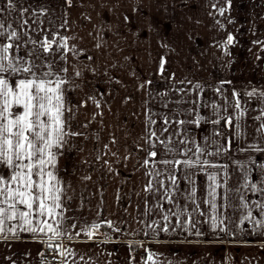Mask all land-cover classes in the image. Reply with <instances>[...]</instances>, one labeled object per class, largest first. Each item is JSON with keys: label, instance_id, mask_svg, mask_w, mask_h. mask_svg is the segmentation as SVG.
Returning <instances> with one entry per match:
<instances>
[{"label": "crops", "instance_id": "crops-1", "mask_svg": "<svg viewBox=\"0 0 264 264\" xmlns=\"http://www.w3.org/2000/svg\"><path fill=\"white\" fill-rule=\"evenodd\" d=\"M13 2L18 6L15 11L10 8L8 0H0V19L5 22L19 27L21 10H29L25 14L28 19L26 34L19 42L20 48L15 52L17 56H21L22 50L25 58H35L28 56L29 52L41 58H90L91 63H100L105 78L115 67L113 59L120 58L121 54L126 53V60L130 64L126 74L128 86L126 89H113L117 102L109 104L111 106L106 104V118H98L95 114L89 118L71 120L72 131L84 133V136L73 138L75 145L70 146L59 160V174L70 186L68 195L73 196L66 212L69 220L65 223V230L72 234V239L65 236L56 241L74 252L75 255L69 257V264L73 260L75 264H153L148 259L150 255L154 264H264V228L254 226L256 220L264 221V210L257 207L258 203H264V193L253 192L239 183L236 185L238 180L244 183L240 178H232L236 172L238 175L246 169L245 172H248L254 163L251 160L264 159V135L238 136L235 143L251 144L240 146V150L233 152V155L229 150L219 155L200 157L201 160L207 159L225 166L223 168L181 167L175 172V187L168 180V174L173 171L171 165L167 166V172L164 165L156 166L163 173L161 176L153 178L146 175L148 169L143 166V160L147 158V151L140 150L141 147L148 148L145 138L151 131H155L160 140H171L177 149L175 158L180 160H195L197 147L216 153L218 147L226 145L228 136H200L196 133L194 128L197 126L192 120L196 110L193 107L187 110V117L182 115L180 120H172L171 111L163 107V94L171 87L164 84L182 79L197 83L193 86L200 87L192 90L206 88L207 101L213 99L214 103V95L226 94L224 85L221 89V83L225 84L226 80L232 82L234 79L236 83H241L251 77L263 78L262 71H255L252 75L240 71L232 73L231 67L233 58L234 63L239 58H246L248 62H256L258 57L264 58L262 44L256 43L264 42V0ZM222 8L225 9L223 15L220 14ZM110 15L128 16V23L120 28V18L113 19ZM38 16H41L39 21L36 20ZM138 16H143L138 19L143 30H137L142 32L143 39L134 45L130 43V39L134 40L131 31H135L131 24ZM171 30L175 32L168 36ZM229 34L234 37V43L228 45L226 54L223 45ZM45 38L55 39L52 52L41 54L39 50H32L40 48L38 43L33 44L32 41L39 42ZM61 38L67 39L72 51L65 52L59 47ZM133 45L138 47L135 58L132 57L134 53L129 51ZM151 58L157 59L156 62L158 58H165L167 73L173 70L171 73L174 75L164 72L160 75L159 68L152 71ZM168 58L173 62V69ZM136 64L141 65L146 79L155 76L173 80L161 79L164 83L160 82L162 84L158 87L145 86V83L134 86L139 79ZM81 68L89 69L86 64ZM98 68L92 69L89 74L87 70L80 72L86 74L84 77L91 84L104 78L99 79ZM89 89L82 91L91 96L93 91ZM110 92L109 88L104 91L105 94ZM225 107L229 109L226 104ZM112 112L115 114L111 115ZM124 114L128 116L126 120L121 117ZM163 116L169 119H161ZM208 117L213 118L211 110ZM86 124L88 127H84ZM113 139L118 143L112 144ZM77 148L81 150L77 151ZM156 150L163 154L164 145L157 142ZM112 152H118V155L113 156ZM180 152L186 154L180 155ZM97 156L101 158L96 159ZM160 158L163 156L157 159ZM232 158H239L234 169H231L235 165ZM185 172L190 175L186 176ZM209 174H218L221 181L215 209L209 204ZM86 176L91 178L86 180ZM150 179H154V189L146 192L145 187ZM162 179L172 193L171 202L165 199L164 189L159 186L158 181ZM261 181V177H257L255 183ZM245 202L247 208L243 206ZM247 212L252 213V219L241 223ZM165 216L168 217L167 221L164 220ZM189 217L191 223H185ZM212 217L217 218L216 223L223 220L226 230L213 229ZM177 219L180 223H177ZM83 220L89 224L110 220L119 231L102 224L93 240L84 235L75 236L78 229H72L70 224ZM165 226L167 231L163 230ZM108 229L113 230L114 234L109 235ZM253 229L255 232H252ZM47 239L28 232H18L16 237L8 235L7 239L0 237V264H63V258L58 254L52 262L42 260L41 250ZM240 239L242 241H238ZM235 242L244 245L236 249ZM248 243L253 247H249ZM258 244L262 245L256 247Z\"/></svg>", "mask_w": 264, "mask_h": 264}, {"label": "snow or ice", "instance_id": "snow-or-ice-1", "mask_svg": "<svg viewBox=\"0 0 264 264\" xmlns=\"http://www.w3.org/2000/svg\"><path fill=\"white\" fill-rule=\"evenodd\" d=\"M8 4L13 11L16 10L13 0H8ZM28 11L27 8L21 10L19 27L0 19V237L4 239H7L8 235L16 237L18 232L47 237L46 247L61 256L63 264H69V257H73L74 252L66 245L56 243L65 236L72 239V234L65 230V223L69 220L66 212L73 196L68 195L70 186L59 174V160L70 146L75 145L73 138L84 136V133L72 131L73 106L66 99L68 91L66 85L70 84L71 80L60 74L61 72L67 73L68 69L55 71L54 61L38 63L41 57L34 52L28 53L30 57L35 56L32 60H26L24 56L15 54L20 48L19 42L26 34L28 19L25 14ZM224 11L225 9H220V14L223 15ZM32 43H38L44 53H50L56 41L54 38H45L43 41H32ZM232 43H234V37L229 34L223 45L226 54L228 45ZM256 43H261L264 48V42L257 41ZM59 47L65 52L72 51L68 47L66 38H61ZM160 67L163 71V60ZM74 75L79 77L81 72L75 71ZM196 87L200 86L196 85ZM233 95L237 94L234 92ZM257 95L264 97V90L259 93L256 90L248 92L249 97ZM89 100L97 108L101 107L100 102L94 97H89ZM236 107L240 108L239 100L236 102ZM239 115L242 117L244 112L240 111ZM195 123L199 124V120ZM226 124L233 126V120L227 119ZM259 130L264 131V122L261 123ZM218 135L222 134L218 133ZM111 142L112 144L118 143L115 139ZM157 142L164 145L163 154L156 150ZM145 143L148 148L141 147L140 150L147 151V158L143 160V166L148 169L146 175L153 178L161 176L163 173L156 166L164 165V171L167 172V166L171 165L173 171L168 174V180L173 187L177 185L175 172L181 167L183 169H193L197 166L205 169L225 167L207 159L201 160L200 157L219 155L221 152H228L231 147V140L224 147H218L216 153H209L205 148L197 147L194 153L197 157L195 160L191 158L180 160L175 158L177 149L172 141L160 140L155 131L150 132L145 138ZM104 147L108 148V145ZM111 154L117 156L118 152ZM179 154L185 155L186 153L180 152ZM161 155L163 158L157 159ZM168 156L172 158L169 159ZM100 158V156L96 157V159ZM105 163L107 164L108 161ZM261 167L264 168V165ZM185 175L190 174L185 172ZM90 178V176L84 177L86 180ZM208 179L211 181L209 204L215 209L217 189L221 187V181L218 179V174H209ZM158 183L160 188L164 189L165 199L171 202L172 193L165 187V181L162 179ZM243 186L250 188L253 192L264 193V187L258 188L257 184L254 181L250 182L247 177H245ZM153 189L154 179H150L145 191L152 192ZM156 190L159 191V189ZM243 199L241 196V200ZM243 206L247 208V202ZM257 207L264 210V203H258ZM216 219L212 217L213 229L219 228L220 231H225L224 221L220 220L216 223ZM251 219L252 213L247 212L241 223ZM164 220L167 221L168 217L165 216ZM184 222L190 224L191 218L189 217ZM177 223H180L179 219ZM102 224L114 228L110 220L91 224L83 220L70 224V227L78 229L74 233L75 236L84 235L89 240H93ZM254 226L257 229L264 228V221L256 220ZM114 230L119 231L115 228ZM163 230L167 231V226ZM197 235L200 233L197 232ZM148 259L154 264L151 255ZM72 264H75L74 260Z\"/></svg>", "mask_w": 264, "mask_h": 264}, {"label": "rangeland", "instance_id": "rangeland-1", "mask_svg": "<svg viewBox=\"0 0 264 264\" xmlns=\"http://www.w3.org/2000/svg\"><path fill=\"white\" fill-rule=\"evenodd\" d=\"M18 1L27 3L30 0H18ZM15 7H18L17 4H15ZM111 17L113 19L120 18V20H118V22L119 21L122 22L120 23V28L121 26H125L128 23L126 22V18H128V16H118L117 17L116 15H110V18ZM40 18L41 16L37 18L36 20L39 21ZM136 18H137L136 19L137 21L134 20L131 24L132 26L135 27L134 28L135 31L134 32L131 31L132 35L134 36L133 37L134 40L130 39V43L132 44L134 43V45L140 43V41H142L143 39L142 32L141 33L137 32L139 28L141 31L143 30L141 23L138 21V19L143 18V16H138ZM107 19H108V16H107ZM174 32H175L174 30H171V31H168L167 34L168 36L173 35ZM134 45L133 47L129 49V51L132 54L134 53L132 57L135 58L138 52V47L137 45L136 47ZM32 50L34 51L39 50L41 54H45L41 47L39 49L32 48ZM132 54H130L129 56H131ZM23 55L25 57V52L21 50V56ZM25 59L32 60L34 58H25ZM78 59L79 58H41L38 61V63L44 64L46 62L54 61L53 69L55 71H59L63 68L68 69L67 73L61 72L60 74L66 76L67 78L71 80V83L66 85V88L68 89V91L66 92V99L70 101L71 105L73 106L72 115L74 116V118L72 120H80L84 118H89L95 114L97 115L98 118H103V117L106 118V113H108L105 107L106 104L109 105V104H112V102L113 103L117 102L113 89L118 88V87L126 89L128 86L127 85L128 75L126 76V74L129 71L128 67H130L129 66L130 64L126 60V53L123 55L121 54L120 58L113 59L114 60L113 64L115 67L107 78H105L103 74L101 73V70H100L101 65L99 62L91 63L90 58H83L81 60H78ZM158 59L160 62L159 61L156 62L157 59L151 58L152 71L159 68L160 75L163 74L164 72L167 75L172 74L173 76L174 73H171L173 70L167 73L168 64L165 62V58H158ZM162 60L164 61L163 71H161V67H160ZM168 60L170 62L171 58H168ZM83 64L84 65L86 64V67H88L90 70L81 68ZM169 64L172 66V69H173V65H172L173 62H170ZM96 67H99L98 69L100 70L99 79L103 77L104 78L94 83H91L93 85L90 84V82L88 81L89 79H86L84 77L86 76L85 73L81 72V76L79 77H76L74 75L75 71H78V70L79 71L87 70V74H89L92 71V69H95ZM231 68H232L231 69L232 73H237L238 71H240V72H245L246 74L251 73L252 75L254 74L255 71L257 72L262 71V75H264V58H257L256 62H248L246 58H239L236 63H234V58H233ZM136 70L139 73L138 75L139 79L136 80V84H134V86H142L144 83H145V86L146 85L147 86L151 85L153 87L161 86L162 83L160 82H163V81H160V80L164 78H155L154 76L150 79L148 78L146 79V77H144L142 67L139 64H136ZM165 80L172 81L173 79L170 80L169 78H167V79H164V81ZM178 81L179 82H174L173 80L172 81L173 83L165 82L164 84L166 85L165 87H171V89H168L166 94H163L164 96L163 97L164 99L163 107L171 111L172 120H180L181 118H183L184 115L187 117V110H190L191 107L195 108L196 113L195 112L193 113L192 120L194 122L199 120V124L195 123V126H197L196 128H194L197 130L196 133H198L200 136L206 135V134L218 135V133L228 136V141H229V138L231 140V147L229 150H231L232 155H233V152H237L238 150H240L239 149L241 148L240 146L245 147L251 144V143L239 144V142L235 143L236 138H239L238 136L246 135L247 137H251L252 135H256V136L264 135V131L259 130L261 123L264 122V115H262V113H264V97H260L258 95L252 96V97L248 96V92L250 91L256 90V92L259 93L260 91L264 90V77L261 79L252 78V77L247 78V80H244L241 83H236L237 81H235L234 79L232 80V82L231 80L230 81L226 80L225 84L221 83L222 87L220 86L221 89H223L224 86L227 88L226 94L224 92V95L222 94L214 95V103H213V99L212 100L209 99V101H207V98L209 97L206 96V92H207L205 90L206 88L199 89L198 91L197 90L193 91L192 89L196 88L193 85L197 83H190L189 81L185 79L178 80ZM199 81H202V80L199 79ZM89 87H91L90 89L93 91V94L91 96H88L87 94L85 95V93H83V91H87ZM106 88H109L112 92H110V94H105L104 91H106ZM99 89L101 92H99ZM221 89H216V91H219V90L221 91ZM79 90L81 91L79 92ZM73 92L74 94H72ZM234 92L237 94L236 96L233 95ZM89 97H94L96 100H98L100 102L101 107L97 108L96 105L91 100H89ZM237 100H239L240 102L239 109H237L236 107ZM81 104H83V106H81ZM89 104H90V107H89ZM225 104L228 106L229 109L225 107ZM81 108L84 110H82ZM181 110H184V112L182 113ZM209 110H211L213 118L208 117ZM222 110L224 111V113H222ZM240 111L244 112V115L242 117L239 115ZM114 114L115 112L111 113V115H114ZM121 117L125 120L128 118L127 114L126 115L124 114V116H121ZM164 117L169 119L166 116L161 117V119ZM227 119L233 120V126H229L226 124ZM217 121H219V123H217ZM239 158L231 159L232 163L235 164L231 167V169H234L237 166L236 163L238 162ZM255 161L254 160L250 161L254 163L251 167L248 168V172H245L247 171V169L244 171V173L239 174V175L236 172L235 175L232 174V178H235V177L240 178L242 183H245V177H247L250 182L252 181L255 182L257 177L259 178L261 177L262 181L257 183L258 188L264 187V174L263 175L260 174L264 172V168L261 167V165H264V159H258ZM237 180L235 181V183L237 182ZM238 183L239 185H244V184H241L239 180L236 183V185ZM241 187H244V186H241ZM248 194L251 197V192ZM252 232H255V230L253 229ZM238 241H242V240L240 239ZM234 245L236 249H238L239 245L242 247L244 244L235 242ZM260 245L262 244H258L256 245V247ZM248 246L253 247L252 244L250 243H248Z\"/></svg>", "mask_w": 264, "mask_h": 264}, {"label": "built area", "instance_id": "built-area-1", "mask_svg": "<svg viewBox=\"0 0 264 264\" xmlns=\"http://www.w3.org/2000/svg\"><path fill=\"white\" fill-rule=\"evenodd\" d=\"M107 233L109 235H113L114 231L111 230V229H108ZM41 258H42V260H44L46 262H52L56 258V253L53 252L48 247H46V242L43 244V247H42V250H41Z\"/></svg>", "mask_w": 264, "mask_h": 264}, {"label": "flooded vegetation", "instance_id": "flooded-vegetation-1", "mask_svg": "<svg viewBox=\"0 0 264 264\" xmlns=\"http://www.w3.org/2000/svg\"><path fill=\"white\" fill-rule=\"evenodd\" d=\"M47 242V241H46ZM45 243V242H44Z\"/></svg>", "mask_w": 264, "mask_h": 264}]
</instances>
